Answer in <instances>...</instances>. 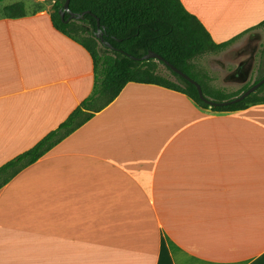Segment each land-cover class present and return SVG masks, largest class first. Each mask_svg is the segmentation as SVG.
<instances>
[{"label":"crops","instance_id":"crops-1","mask_svg":"<svg viewBox=\"0 0 264 264\" xmlns=\"http://www.w3.org/2000/svg\"><path fill=\"white\" fill-rule=\"evenodd\" d=\"M179 1L215 44L252 29L229 48L264 22V0ZM23 4L0 13V167L93 86L87 52ZM86 112L0 189V264H264V103L217 113L128 83Z\"/></svg>","mask_w":264,"mask_h":264},{"label":"trees","instance_id":"trees-1","mask_svg":"<svg viewBox=\"0 0 264 264\" xmlns=\"http://www.w3.org/2000/svg\"><path fill=\"white\" fill-rule=\"evenodd\" d=\"M51 1L53 5L49 16L54 30L79 45L91 59L92 92L65 122L35 146L0 167V189L17 173L35 163L63 138L88 121L92 114L86 111L92 102L104 100L97 111L106 107L128 83L155 85L181 93L200 108L217 113L240 111L251 105L264 103V98L257 97V89L235 104L210 107L199 98L193 84L165 65H172L199 84L205 98L214 102L230 101L261 79L234 94L210 91L199 75L193 72L190 62L206 54L225 50L252 29L227 42L215 44L203 25L184 9L179 0H70V12H89L78 20L70 21H67V13L63 17L60 15L65 0ZM1 12L7 18L23 17L24 4L18 2L4 6ZM97 20L100 39L96 36ZM262 25L264 22L257 27ZM149 51L160 56L162 61L141 60ZM156 63L164 66L175 81L157 73Z\"/></svg>","mask_w":264,"mask_h":264},{"label":"rangeland","instance_id":"rangeland-1","mask_svg":"<svg viewBox=\"0 0 264 264\" xmlns=\"http://www.w3.org/2000/svg\"><path fill=\"white\" fill-rule=\"evenodd\" d=\"M26 4L30 12H52L51 0H13ZM1 8V5H0ZM0 13L1 9H0ZM254 63L252 65V59ZM193 72L199 75L207 90L234 94L264 77V25L257 27L249 36L242 38L235 47L209 53L190 62ZM157 73L175 81L166 68L156 63ZM192 76V75H191ZM200 83L198 79L192 76ZM257 97L264 98V84L258 88ZM103 99L90 104L89 111L101 107Z\"/></svg>","mask_w":264,"mask_h":264},{"label":"water","instance_id":"water-1","mask_svg":"<svg viewBox=\"0 0 264 264\" xmlns=\"http://www.w3.org/2000/svg\"><path fill=\"white\" fill-rule=\"evenodd\" d=\"M69 2H70V0H65V2L63 4V8L60 11L61 17H63L64 13L68 14L67 21L78 20V19L82 18L85 14H89V12H83L82 14H74V13L70 12L69 11ZM96 26H97L96 36H97V38L100 39L101 38V36H100V26H99L98 20H97ZM150 59H154V60H157V61H162V58L160 56H158L157 54H155V53H153L151 51H149L146 55H144L141 58V60H150ZM165 65H167L173 72H175L176 74L181 76L183 79H185L189 83L193 84L196 87V90H197L199 98L204 103L208 104L210 107H216V106L222 107V106H227V105H230V104H235L237 102H240L243 99H245L246 97H248L250 94L254 93L259 87H261L264 84V77H263L257 83H255L252 86H250L240 96H238V97H236V98H234V99H232L230 101L214 102V101L209 100V99H207V98H205L203 96L202 89H201L200 85L197 84L194 80H192L190 77H188L186 74H184L180 70L176 69L172 65H169L168 63H165Z\"/></svg>","mask_w":264,"mask_h":264}]
</instances>
